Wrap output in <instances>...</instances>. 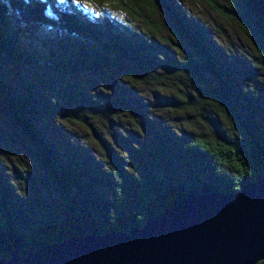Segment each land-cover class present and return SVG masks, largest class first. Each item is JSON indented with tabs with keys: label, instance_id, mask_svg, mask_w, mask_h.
I'll use <instances>...</instances> for the list:
<instances>
[{
	"label": "trees",
	"instance_id": "trees-1",
	"mask_svg": "<svg viewBox=\"0 0 264 264\" xmlns=\"http://www.w3.org/2000/svg\"><path fill=\"white\" fill-rule=\"evenodd\" d=\"M229 1V7L212 5L253 37L252 51L237 56V65L178 0H92L95 10L84 0H0V115L36 146V164L45 173L22 175L29 199L0 176V261L9 260L11 250H35L71 236L129 232L183 196L230 194L263 175L264 0ZM106 3L112 6H98ZM159 9L169 19L168 29L154 17ZM11 10L23 11L33 24L78 35L88 47L78 57L53 50L39 54L10 24ZM9 59L23 66L61 65L73 75L125 66L128 76L142 75V84L159 86L157 106L193 111L209 121L207 130L157 140L161 130L153 122L143 126L152 133L151 142L133 136L119 152L96 128L104 113L112 112L110 100L130 101L116 94L115 84L99 98L65 80L54 87L57 104L41 91L38 77L19 74L16 81L8 74ZM46 115L85 128L103 157L78 145L60 150L51 125L41 120ZM137 117L152 120L147 114ZM47 183L54 194L46 191Z\"/></svg>",
	"mask_w": 264,
	"mask_h": 264
},
{
	"label": "rangeland",
	"instance_id": "rangeland-1",
	"mask_svg": "<svg viewBox=\"0 0 264 264\" xmlns=\"http://www.w3.org/2000/svg\"><path fill=\"white\" fill-rule=\"evenodd\" d=\"M84 1L90 5L88 7L90 10H95V3H92V0ZM178 2L185 12L217 38L219 46L226 52V58L232 62L235 61L236 65L238 63L237 56L244 57L247 52L249 54L252 51L253 37L243 32L237 23L221 16L212 5L216 3L229 7V0H178ZM98 6L110 8L112 4L106 3ZM119 13L123 18L127 17V13L123 10H120ZM154 15L155 19L161 22L165 29H168L169 19L164 11L159 9ZM9 19L10 24L18 29L24 45L31 46L39 54H46L47 50H53L57 56L78 57L81 56V50H86L88 47L86 39L78 35L28 22L25 13L21 10H11ZM6 68L8 74L14 75L16 81L20 80L19 74H23L26 78L38 77L41 91L57 104H61V101L59 98H55L54 87L62 86V82L65 80L70 81L80 90L88 88L99 98L104 96L103 91L114 88L115 84L116 94L120 96L119 92H122L123 98L129 96L130 101L126 102V100L116 98L113 101L110 100L112 103H109V106H111L112 112H105L102 119L96 123V128L119 152H122L124 145L128 144L127 140L135 139L133 136L140 138L139 141L151 142L152 133L144 131L143 126H151L153 122L158 124L161 130V133L156 136L157 140L164 139L168 134L183 136L185 135L183 131L193 132L198 129L203 132L207 130L209 121L203 122L202 119L194 115L193 111H188L189 114H186L183 110L164 109L157 106L153 97L155 92H160L156 88L159 86L147 82L142 84V75L137 74L135 78L128 76L125 66L122 69H111V71L102 68L96 71L79 69V72L73 75L61 65L52 66L39 62L23 66L16 60L9 59L6 61ZM104 74L106 75L103 76ZM108 74L114 78V81L108 80L110 78ZM145 114L152 120L139 122L142 118L137 116L143 117ZM41 120L44 121L45 126L51 125L48 130L60 150L65 151L68 144L78 145L97 158L103 157L99 145L85 128L57 116L46 115L42 116ZM35 147L15 123L0 115V176L8 181L10 187L14 188L16 194L23 199H29L31 195L22 175L30 174L42 177L45 174L36 164ZM45 189L48 193L54 194V188L48 183Z\"/></svg>",
	"mask_w": 264,
	"mask_h": 264
},
{
	"label": "water",
	"instance_id": "water-1",
	"mask_svg": "<svg viewBox=\"0 0 264 264\" xmlns=\"http://www.w3.org/2000/svg\"><path fill=\"white\" fill-rule=\"evenodd\" d=\"M11 252L0 264H258L264 260V173L230 194L183 196L129 232L76 235Z\"/></svg>",
	"mask_w": 264,
	"mask_h": 264
},
{
	"label": "bare ground",
	"instance_id": "bare-ground-1",
	"mask_svg": "<svg viewBox=\"0 0 264 264\" xmlns=\"http://www.w3.org/2000/svg\"><path fill=\"white\" fill-rule=\"evenodd\" d=\"M27 17V16H26Z\"/></svg>",
	"mask_w": 264,
	"mask_h": 264
}]
</instances>
